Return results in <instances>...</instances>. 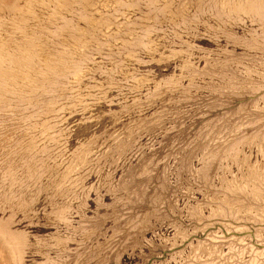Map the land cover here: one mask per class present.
Masks as SVG:
<instances>
[{
  "label": "rangeland",
  "instance_id": "1",
  "mask_svg": "<svg viewBox=\"0 0 264 264\" xmlns=\"http://www.w3.org/2000/svg\"><path fill=\"white\" fill-rule=\"evenodd\" d=\"M0 264H264V0H0Z\"/></svg>",
  "mask_w": 264,
  "mask_h": 264
}]
</instances>
